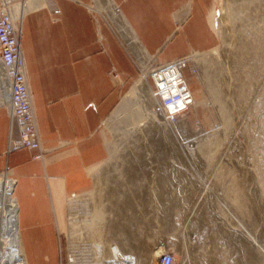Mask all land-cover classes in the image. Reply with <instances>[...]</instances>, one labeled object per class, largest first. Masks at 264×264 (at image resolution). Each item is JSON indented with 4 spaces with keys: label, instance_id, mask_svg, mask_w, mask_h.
<instances>
[{
    "label": "rangeland",
    "instance_id": "obj_1",
    "mask_svg": "<svg viewBox=\"0 0 264 264\" xmlns=\"http://www.w3.org/2000/svg\"><path fill=\"white\" fill-rule=\"evenodd\" d=\"M10 9L20 38L21 16ZM91 10L99 11L94 2ZM200 11L213 46L189 48L183 56L189 58L194 104L174 126L154 118L145 97L130 96L145 74L163 64L146 53L142 67L101 13L137 76L124 85L114 68L107 74L119 92L103 123L108 159L94 192L70 201L67 233L57 232L50 264L65 261L74 225L81 226L82 239L72 246H95L98 262L116 256L159 264L162 254H170L174 264H264V0H200ZM190 16L189 7L177 9L176 34ZM26 80L29 87L27 71ZM59 147L41 146L32 159L44 161Z\"/></svg>",
    "mask_w": 264,
    "mask_h": 264
},
{
    "label": "crops",
    "instance_id": "obj_2",
    "mask_svg": "<svg viewBox=\"0 0 264 264\" xmlns=\"http://www.w3.org/2000/svg\"><path fill=\"white\" fill-rule=\"evenodd\" d=\"M10 2L21 8L20 48L42 146L60 147L44 161L33 160L35 153L25 149L5 154L8 139L16 140L19 134L9 111L0 107V173L15 183L16 223L28 264H50L55 246L58 250L57 232L67 233L70 201L94 192L95 176L108 159V132L103 123L119 92L107 74L114 68L124 85L137 76L106 18L122 36L130 39L134 34L154 64L181 58L189 48L210 50L213 43L201 16L200 0ZM92 2L99 11L91 10ZM183 5L189 7L191 16L176 34L175 13ZM210 16L211 12V27ZM118 17L123 22L117 23ZM126 25L133 34L124 29Z\"/></svg>",
    "mask_w": 264,
    "mask_h": 264
},
{
    "label": "built area",
    "instance_id": "obj_3",
    "mask_svg": "<svg viewBox=\"0 0 264 264\" xmlns=\"http://www.w3.org/2000/svg\"><path fill=\"white\" fill-rule=\"evenodd\" d=\"M17 20L8 4L0 2V63L4 69L1 76L10 86L9 115L11 121L15 122L19 134L18 139L10 141L7 152L25 149L37 153L41 151L42 144L26 80ZM188 59L181 57L173 62L154 66L148 76L151 81V97L154 100L151 112L168 126L178 124L194 104L193 93L186 77ZM83 256V260L87 261L89 254ZM59 264L77 262L69 253L65 261H60ZM102 264L115 263L106 261ZM159 264H174V258L170 254H162Z\"/></svg>",
    "mask_w": 264,
    "mask_h": 264
},
{
    "label": "bare ground",
    "instance_id": "obj_4",
    "mask_svg": "<svg viewBox=\"0 0 264 264\" xmlns=\"http://www.w3.org/2000/svg\"><path fill=\"white\" fill-rule=\"evenodd\" d=\"M2 3L8 4L9 7L13 8L15 14H20L21 16L19 11L21 8L18 4H12L10 0L8 3L4 1ZM122 38L131 54L137 59L141 66L144 67L145 64L143 62L146 58V54L136 41V38L132 35H130V39H128L125 35L122 36ZM147 75L149 74H145L142 80L135 84L130 92V96L137 98L145 97L147 99V105L150 109H152L154 100L151 97V88L146 78ZM0 80L2 84H0V88L3 90L2 100L0 101L3 102V106L1 108H6L10 98V86L1 75ZM0 105H2V103ZM153 117L156 118L155 116ZM11 140L13 139H8V146ZM13 182L8 180L6 177H3L0 181V264H28L16 223V204L12 198V192L15 184ZM1 198L4 199L3 202L1 201ZM68 236L69 244L71 243V246H68L69 253L75 258L77 264H83L85 262H87L86 264H102L106 262H98V250L95 246L86 247L91 249L90 253H92L91 257H89L90 259L87 261L83 260L84 256L82 257V255H84V251L87 249L80 247L75 248L72 246L73 242L80 241L82 239L81 226L74 225V227L69 228ZM89 249L87 251H90ZM107 261H112L115 264H130L126 258L119 260L116 256H113V258H110Z\"/></svg>",
    "mask_w": 264,
    "mask_h": 264
}]
</instances>
